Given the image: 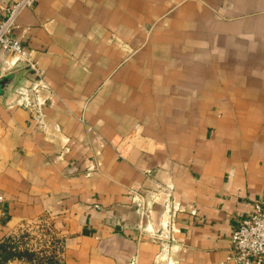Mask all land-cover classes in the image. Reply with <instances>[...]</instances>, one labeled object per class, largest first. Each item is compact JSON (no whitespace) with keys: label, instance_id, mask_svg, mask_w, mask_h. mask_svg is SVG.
<instances>
[{"label":"crops","instance_id":"crops-1","mask_svg":"<svg viewBox=\"0 0 264 264\" xmlns=\"http://www.w3.org/2000/svg\"><path fill=\"white\" fill-rule=\"evenodd\" d=\"M15 23L50 101L38 124L0 50V242L48 221L52 264H235L264 195V0H34Z\"/></svg>","mask_w":264,"mask_h":264},{"label":"built area","instance_id":"built-area-1","mask_svg":"<svg viewBox=\"0 0 264 264\" xmlns=\"http://www.w3.org/2000/svg\"><path fill=\"white\" fill-rule=\"evenodd\" d=\"M33 3L34 0H17L3 8L4 18L0 20V50L15 55L16 62L39 74L40 67L33 58V50L26 47L11 33L16 26L17 15L22 9L31 7ZM167 206L169 207V204ZM166 212L169 215L163 228L169 227L174 230V212L170 207L166 209ZM169 228L166 233L161 230L159 235L164 239H172ZM230 243L227 261L235 264H264V195L254 203L250 214L240 220L231 234ZM162 249H165V245Z\"/></svg>","mask_w":264,"mask_h":264},{"label":"rangeland","instance_id":"rangeland-1","mask_svg":"<svg viewBox=\"0 0 264 264\" xmlns=\"http://www.w3.org/2000/svg\"><path fill=\"white\" fill-rule=\"evenodd\" d=\"M13 57L16 58L15 55ZM27 72L28 76L24 79V87L20 86L15 90L20 95V101H18L24 108L29 110L38 124H43L45 116L44 110L50 98L43 95L42 89L49 90L50 86L44 80V73L41 68L39 74L31 70ZM28 102L30 103L28 104ZM22 229L23 231L19 234V240L14 241L10 239L12 242L17 243L20 248H28L36 251L39 258L58 254L59 249L57 250V248L60 246L59 240L55 237L48 221L27 223L23 225Z\"/></svg>","mask_w":264,"mask_h":264},{"label":"trees","instance_id":"trees-1","mask_svg":"<svg viewBox=\"0 0 264 264\" xmlns=\"http://www.w3.org/2000/svg\"><path fill=\"white\" fill-rule=\"evenodd\" d=\"M9 240L0 242V264H7L15 258L27 260L30 264H52L56 261L55 255L39 258L36 251L20 248L17 243Z\"/></svg>","mask_w":264,"mask_h":264},{"label":"water","instance_id":"water-1","mask_svg":"<svg viewBox=\"0 0 264 264\" xmlns=\"http://www.w3.org/2000/svg\"><path fill=\"white\" fill-rule=\"evenodd\" d=\"M25 70L29 71L30 68L25 67ZM13 78H14V76H12V75L5 76L4 78H0V91L11 90L13 88Z\"/></svg>","mask_w":264,"mask_h":264}]
</instances>
